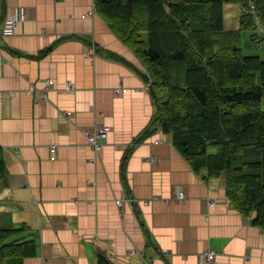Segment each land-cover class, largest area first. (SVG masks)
Segmentation results:
<instances>
[{
	"label": "crops",
	"instance_id": "crops-1",
	"mask_svg": "<svg viewBox=\"0 0 264 264\" xmlns=\"http://www.w3.org/2000/svg\"><path fill=\"white\" fill-rule=\"evenodd\" d=\"M20 6L24 20L4 36ZM223 11L225 29L237 30L240 4ZM142 68L95 0H0V228L26 224L34 233L38 254L23 264H97L100 255L114 264H203L209 249L210 264H264L256 213L227 198L225 174L195 170L175 147ZM47 79L54 84L44 96ZM96 125L110 127L100 150L83 133Z\"/></svg>",
	"mask_w": 264,
	"mask_h": 264
},
{
	"label": "trees",
	"instance_id": "trees-1",
	"mask_svg": "<svg viewBox=\"0 0 264 264\" xmlns=\"http://www.w3.org/2000/svg\"><path fill=\"white\" fill-rule=\"evenodd\" d=\"M229 3L241 6L237 30L224 26ZM95 6L147 70L157 121L175 147L195 170L225 174L227 198L239 212H255L254 224L264 229V59L239 45L246 35L264 42V0H95ZM6 173L0 149V179ZM37 254L26 224L0 228V264H23ZM97 264L114 263L100 255Z\"/></svg>",
	"mask_w": 264,
	"mask_h": 264
},
{
	"label": "built area",
	"instance_id": "built-area-1",
	"mask_svg": "<svg viewBox=\"0 0 264 264\" xmlns=\"http://www.w3.org/2000/svg\"><path fill=\"white\" fill-rule=\"evenodd\" d=\"M253 7L254 6L252 5V8ZM25 16H26L25 7H21V6L15 7L11 11V14L3 22V26L1 29L2 34L4 36L15 34L19 23L24 20ZM45 83H46V86L43 89L44 96H46L47 91L53 86L54 81L52 79H47ZM73 89H74L73 83L67 82L65 86V90L69 92V91H72ZM115 91H116V94L120 95V94H123L125 91H127V88L121 86L117 88ZM65 114L67 116H71L72 112L66 111ZM109 132H110V127L106 125H96V126H91V127L83 129V133L86 136L88 144L92 146L95 150H100L103 148V145H104L103 141L108 137ZM57 149H58L57 145H53L51 147V158L52 159H56ZM151 160L154 161V158H152ZM174 196L180 202L184 201L186 198V194L184 190L180 187L176 189ZM124 201H125V197L122 199L116 200L118 205L123 204ZM213 204H215V201H213ZM216 254L217 253L214 249H209L207 251L202 252L199 255V260L203 264L213 263L216 258Z\"/></svg>",
	"mask_w": 264,
	"mask_h": 264
},
{
	"label": "rangeland",
	"instance_id": "rangeland-1",
	"mask_svg": "<svg viewBox=\"0 0 264 264\" xmlns=\"http://www.w3.org/2000/svg\"><path fill=\"white\" fill-rule=\"evenodd\" d=\"M239 45L243 49L245 54H256L264 59V42L259 39L252 40L249 35L240 38ZM162 100L167 98V92L165 90L160 92ZM261 108L264 110V99L261 103Z\"/></svg>",
	"mask_w": 264,
	"mask_h": 264
},
{
	"label": "water",
	"instance_id": "water-1",
	"mask_svg": "<svg viewBox=\"0 0 264 264\" xmlns=\"http://www.w3.org/2000/svg\"><path fill=\"white\" fill-rule=\"evenodd\" d=\"M149 87H152V83H150V86Z\"/></svg>",
	"mask_w": 264,
	"mask_h": 264
},
{
	"label": "clouds",
	"instance_id": "clouds-1",
	"mask_svg": "<svg viewBox=\"0 0 264 264\" xmlns=\"http://www.w3.org/2000/svg\"><path fill=\"white\" fill-rule=\"evenodd\" d=\"M145 71V70H144ZM146 72H147V70H146ZM147 74H148V72H147Z\"/></svg>",
	"mask_w": 264,
	"mask_h": 264
}]
</instances>
